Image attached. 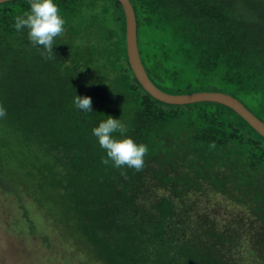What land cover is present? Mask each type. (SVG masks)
<instances>
[{"label": "trees", "instance_id": "obj_1", "mask_svg": "<svg viewBox=\"0 0 264 264\" xmlns=\"http://www.w3.org/2000/svg\"><path fill=\"white\" fill-rule=\"evenodd\" d=\"M130 1L140 55L158 87L228 93L264 121V0ZM56 3L65 25L53 59L13 27L29 0L0 3L5 119L65 158L62 171L49 166V177L66 183L73 202L65 212L91 216L73 225L41 215L38 231H63L67 242L58 244L75 262L264 264V136L224 104H168L146 92L128 59L118 0ZM75 92L91 97L92 112L74 108ZM106 115L147 145L140 171L101 162L91 129ZM29 153L5 154L18 181L31 173L20 169ZM18 181L8 190L0 179V188L25 208L31 196ZM30 257L44 261L37 250Z\"/></svg>", "mask_w": 264, "mask_h": 264}, {"label": "rangeland", "instance_id": "obj_2", "mask_svg": "<svg viewBox=\"0 0 264 264\" xmlns=\"http://www.w3.org/2000/svg\"><path fill=\"white\" fill-rule=\"evenodd\" d=\"M12 148L32 152V156L24 159L28 160L29 164L21 163L20 166V169H26L22 171L24 174L27 171L31 173L26 174L29 175L26 177L20 174V181L15 177L12 163L5 158V154ZM1 152L4 153L0 156L1 183L8 190L15 189L17 180L22 188L28 190L31 199L27 200L24 208L17 202L12 190L6 191L0 188V264H34L35 259L30 255L36 250H38V257L44 259L41 264H61L62 261L59 258L61 254L67 255L63 264H94L75 262V257L68 254L70 250L66 252V249L58 244L61 242L65 245L67 242L63 231H58L55 227L40 228L38 231L39 226L35 223V220L39 222L41 215L50 216L57 223L68 220V223L73 225L76 224L71 220L91 219V216L75 211L65 212L68 206L72 208L73 202L66 193V183L63 181V186L55 185L53 179L49 177L51 176L48 174L49 166L52 165L58 172L62 171L66 166L65 158L63 156L61 158L59 153L53 154L54 156L46 154L47 149L43 144L34 139L25 138L24 132L8 123L5 116L0 118ZM58 160L60 166L55 162ZM226 212L229 211H223L224 217ZM41 254L43 257H40ZM95 264L101 263L95 262Z\"/></svg>", "mask_w": 264, "mask_h": 264}, {"label": "clouds", "instance_id": "obj_3", "mask_svg": "<svg viewBox=\"0 0 264 264\" xmlns=\"http://www.w3.org/2000/svg\"><path fill=\"white\" fill-rule=\"evenodd\" d=\"M64 25L65 19L56 0H29V9L15 18L13 27L18 32L26 29L27 39L31 45L40 48L41 55L47 54L46 59H53L55 58L54 38L64 31ZM72 104L75 109L83 113L92 112V100L88 95H78L75 92ZM5 114L6 109L0 105V118ZM91 134L104 151L102 163L111 162L114 168L126 166L136 171L142 169L148 151L147 145L137 142L128 135L126 125L119 117L106 115V118L92 127Z\"/></svg>", "mask_w": 264, "mask_h": 264}, {"label": "water", "instance_id": "obj_4", "mask_svg": "<svg viewBox=\"0 0 264 264\" xmlns=\"http://www.w3.org/2000/svg\"><path fill=\"white\" fill-rule=\"evenodd\" d=\"M9 0H0V3ZM124 10L126 19V45L130 65L142 87L154 98L168 104H189L201 101H213L235 110L261 135L264 136V121L248 109L238 98L221 91H197L191 93H169L158 87L149 77L143 64L137 33V18L130 0H118Z\"/></svg>", "mask_w": 264, "mask_h": 264}]
</instances>
